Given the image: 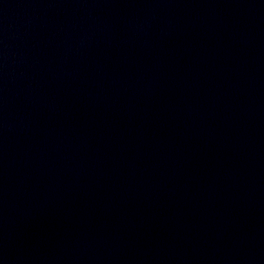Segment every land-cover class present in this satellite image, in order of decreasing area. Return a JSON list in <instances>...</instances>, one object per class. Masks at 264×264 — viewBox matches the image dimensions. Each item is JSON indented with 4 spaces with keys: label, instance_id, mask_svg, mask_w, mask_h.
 <instances>
[{
    "label": "water",
    "instance_id": "95a60500",
    "mask_svg": "<svg viewBox=\"0 0 264 264\" xmlns=\"http://www.w3.org/2000/svg\"><path fill=\"white\" fill-rule=\"evenodd\" d=\"M0 264H264V0H0Z\"/></svg>",
    "mask_w": 264,
    "mask_h": 264
}]
</instances>
